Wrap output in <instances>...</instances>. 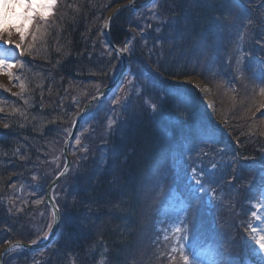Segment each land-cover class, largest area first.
Segmentation results:
<instances>
[{"label": "trees", "instance_id": "obj_1", "mask_svg": "<svg viewBox=\"0 0 264 264\" xmlns=\"http://www.w3.org/2000/svg\"><path fill=\"white\" fill-rule=\"evenodd\" d=\"M124 1L127 0H59L48 19L46 34L38 36L33 45V58L24 62L15 75L17 94L0 88V107L3 108L0 111V245L16 239L32 242L44 238L51 219L44 225L39 214L45 210L50 212L46 200L38 207L30 202L21 208L11 188L15 182L27 185L34 181L47 186L58 174L59 165H64L61 158L53 162L51 153L55 149L61 153L74 114L112 83L120 70V61H116L111 51L107 57L97 58V46L91 47V44L109 8ZM67 4L73 7H65ZM161 9L167 21L164 27L159 33L154 28L146 33L148 39L155 42L159 37L160 43L153 49L139 48L141 42L137 40L134 45V51L135 48L137 52L140 50V59L133 57L132 74L143 86L141 93L129 91L127 83L117 102L106 99L93 107L92 128L83 132L78 152L73 155L74 167L64 181L67 196L60 191V185L55 189L63 218L59 241L43 252L13 251L6 256L5 264H123L127 249L132 264H146L144 256L156 251L152 246L156 241L155 219L178 212L176 209L184 203L190 208L187 224L183 219L181 226L187 232V238L181 243L190 246L185 247V252L198 264L202 260L207 262L202 247L199 250L194 247L212 237L215 244L210 259L212 264H221L224 241L214 239L212 227H207L206 222L201 223L207 227L205 229L192 224L197 210L190 200V161L193 155L202 153L204 157L210 156L213 164L217 158L212 152L226 151L237 167L235 140L243 148L241 155L264 162V129L256 124L260 118L255 115V108L242 113L236 109L222 110L217 116L227 122L230 130L227 135L210 117L198 92L164 79L163 75H188L189 66L183 61L189 62L198 53L211 66L214 76H226V86L238 89L243 83L247 84L248 91L238 94L245 97V101L254 103L263 98L255 83L258 74L248 66L244 75L240 72L232 75V66L226 62L224 51L214 45V39L221 32H231L229 26L240 24L248 15L253 16L252 21L260 28L264 21V0H166ZM217 16L219 21L215 20ZM225 16L228 19H224ZM121 17L129 19L132 15L123 13L119 20L122 26L114 25L112 36L116 42L128 34L126 20ZM126 27L131 33L139 34L135 24L128 23ZM260 33L261 28L259 35L254 36L256 40L264 35ZM227 46L231 53L230 41ZM91 50L94 57L89 59ZM250 53L255 55L256 52ZM166 64L174 71L166 69ZM21 83L25 85L23 92L19 87ZM146 95L156 99L153 104L162 106L163 113L153 112L152 106H146L143 101ZM195 97L198 103L194 102ZM20 112L25 115L21 116ZM111 112H114L112 125L107 126L105 121ZM248 112L251 116L242 123L239 115ZM5 123L8 128L2 126ZM254 151L257 153H252ZM50 166L53 167L51 173ZM242 169L245 173L241 175L226 173L215 177L210 174L204 185L211 188L214 183L217 193L222 188L227 197L223 204L231 210L225 207L218 223L221 229L232 230L229 245L235 252L234 258H246L244 264H257L261 262V255L256 254L254 248L249 257V243L234 215L236 210L243 216L253 211L250 205L259 200L263 179L259 175L254 183H248L237 200L234 193L239 187L235 183L242 184L241 178L255 172L254 167ZM37 215L38 224L31 226ZM86 249L91 250L88 257L84 256ZM175 264L183 262L175 261Z\"/></svg>", "mask_w": 264, "mask_h": 264}, {"label": "rangeland", "instance_id": "obj_2", "mask_svg": "<svg viewBox=\"0 0 264 264\" xmlns=\"http://www.w3.org/2000/svg\"><path fill=\"white\" fill-rule=\"evenodd\" d=\"M37 2H39V0H37ZM161 4H165V1L162 0ZM156 7H157V3H154V4L149 6V11L139 12V13L136 12V14H135V15L138 14L137 17L142 18L146 22L148 27H150V29H153L154 27H159L161 29L164 27V24H165L164 21H166V19H165L166 16H164V13H162L163 10L161 8L157 9ZM7 12H8L9 19L4 23L3 27L9 28V27L15 26V28H19L21 25H23L24 30H25V34H26L24 44H23V48L15 50V58H11V56H9V58L6 60V63L11 65V67H8L4 71H0V81H2L3 83H6L8 86H11L12 85V79L9 78L7 73L11 72L13 75V72L15 71V69L19 67L21 59L25 55V54L21 55L20 53L22 50L26 49V43H27V40L29 38L30 31L32 29V23H28V22H25L22 20H17V21H20V23H18L16 21V19L13 18V16H16L17 13H23L24 12V9L19 7V6H13L10 4L7 8ZM28 15L31 16L32 13H28ZM247 24H248V21H247ZM15 28L13 30V41L14 42L19 40V33L17 31H15ZM229 29L231 32H229V31H225L224 33L221 32L220 34H218L216 36V38L214 39V45L225 44L228 41L231 42L232 37L235 34V39L236 38H237V40L240 39L242 41V43L244 44V49L242 52V56L245 59L244 61H248V62L252 63L254 61V59L256 58V56L253 54L250 55L251 54L250 52L255 53L258 51V42L254 37V36L259 35L260 28L258 27V25L257 26L255 25L254 27H252L251 30H249V32L247 31V28H239V24H237V23H234L233 25L229 26ZM263 32L264 31H261V33H263ZM0 45H3L4 50L12 49L14 47V44H12V45L6 44V43H4V41H0ZM246 45L249 48V52H248L247 56L245 53ZM189 62H188V60L183 61V64L186 63L189 66V68H188L190 71L189 74H191L189 79L198 80V81L201 80L202 83H204L207 86V88L209 89L208 94H210V96H212V100L214 101V103H213L214 113L216 112V114H218V112H221L222 110H231V109H236L237 111L240 110V113H242L244 111L247 112V110L252 111V109L255 108V109H257V111H255V115H258L260 118L259 123L256 121V124H258V125L261 124L260 125L261 128L264 129V97L260 98V100H257L254 103H249V101H245L246 98L240 97V96H238V94H242L245 91H248L247 90V87H248L247 84L243 83V85L241 87H239L238 89H231L230 87L226 86L225 81H224L226 76L225 75L214 76V72L212 71L211 66L209 64H206L205 61L201 58V56L198 53L194 54L191 57V60H189ZM165 67H166V69H169L170 72L174 71L169 64H166ZM206 67H208V68H206ZM245 73H247V69L242 70V74L244 75ZM163 77H168V76L163 75ZM174 77H177V76L175 74L170 75V79H174ZM218 85H220L223 90L220 89L218 87ZM128 86L130 88L129 91H131V89H132L134 92H136L138 94L141 93V91H142V87L137 82H135L133 79H131V83L128 82ZM123 89H125V88H123ZM123 89L116 96V102L119 98L122 97L121 93H122ZM232 90H234V91H232ZM196 91L198 92V94L203 99H205L204 98V96H205L204 92L202 94V92L198 88L196 89ZM153 99L154 98H150L149 96L146 95V97L143 99V101L146 104V106H152L154 101H156V99H154V100ZM251 106H254V107H251ZM104 109H105V112H107V109L105 107H104ZM239 116L241 117V120H243L242 121V123H243L244 121L247 120V118H249L251 116V114H250V112H248V113H244V114L239 115ZM90 118L93 119L92 116ZM109 121H111L110 116H108V120L105 121V125L108 126ZM89 127H90V125H87V126H85L84 129L86 130ZM79 138H80V140L82 139V133L80 134ZM233 142L235 145L234 154L236 155V158H237V161H236L237 167L232 164L231 155L226 151L212 152V154L217 158V161H215V163H213V164L210 163V158H209L210 156L204 157L202 153H200L199 156L193 155V157L191 158V161H190V165H191L190 174H192L190 177V181H191V188L190 189L192 191L193 196L199 195L202 191L201 185L196 184V182H195L196 179L202 178L203 181H206V179H208L210 174L215 176V177H219V176L226 174V173H234L237 175H241V174L245 173V170H243L242 167L244 169L254 167L255 172L254 173L250 172L251 176L246 174L243 178H241L242 184L240 181H239L240 183H235V186L239 187L237 190L245 191V189L248 186V183H254L256 181V177L259 175H262L261 179H263V180L261 181V183H262V186L264 188V162H257L254 160V157H251V158L248 157V159H245V156L241 155V152H243V148L239 147V142L235 141V140H233ZM263 150H264V148H263ZM71 152L73 155H74V153L78 152V147H77L76 142H75ZM252 153L255 154V153H257V151H254ZM258 153H260V152H258ZM51 154L54 156L51 158V160L53 162H55L57 158L58 159H60V158L64 159L63 153L62 152L60 153L59 149H55ZM244 160H247V161L244 162ZM60 167H61V165H59L58 168H60ZM49 169L50 170H48V171H49V173H51L53 167L50 166ZM45 170L46 169H44L43 171H45ZM57 172H58V169H57ZM50 175L51 174H49L48 176H50ZM245 182H247L246 186L243 187ZM43 185L40 186L39 183H35L34 181L31 184H27V185H25V183L22 184L19 182H15V184L11 188V190H12V194L15 196V198L16 197L19 198L20 203L22 201L24 204L29 205V203L32 202V204L34 206L38 207V206L42 205L43 201H45L44 199H45V193L47 190V186H45V183ZM198 188L201 189L199 192L196 191V189H198ZM11 190L8 192V194H10ZM237 190H235L234 195H235L236 199L238 200V198L241 196V193L237 192ZM60 191L62 192V194L64 196H67V182H63L60 184ZM224 198H227V197L225 196V194L221 188V189H219L217 197H216V200L217 199L219 201L221 200V203H222V206H220V208H219L221 210L218 209V211H225L226 206L223 204ZM261 200H264V192H263V196H262ZM37 201H39V203H37ZM199 203H200V200L197 199L196 204H199ZM228 209H229V207H228ZM259 209H260V205H259V203H257L256 211H255V212H257V215L259 214ZM176 210L178 212L172 213V214L166 213V214L161 215L158 220L155 219V223H154L153 227L155 229L156 241L154 243H152V246L156 251H155V253L153 251L152 252L150 251V254L148 256L147 255L144 256V260H145L146 264H162L163 261L164 262L165 261L170 262V257L173 255L176 256V261L183 262L179 258V252L174 254L171 252V248L178 246V243H177L178 235L176 234L175 229L177 227H180L181 214L183 215L184 220L187 221L188 220V213L185 210H182V211H180L179 209H176ZM205 214H206V212H205ZM39 215H41L42 221H43L44 218H46V216L50 215V213L48 210H45L44 212L40 211ZM39 215L36 216V220H34L31 223V226L34 224L35 225L38 224V219H39L38 216ZM234 218L236 220V223L237 224L239 223L241 228L243 227L242 232H243L244 238H246L247 243H249V249H250L249 257L253 253V249L256 248V251H254V252H256V254H261V257L263 255L262 261L264 262V252L259 251V246L255 243V239L253 238V236L251 234V229L249 228V224H250V222H252L251 225L253 227H256L258 230L262 229V228L258 227V219L253 217L252 213L250 214L249 212L245 216H243V215H241L240 212H238V210H236ZM201 223H202L201 212L196 211L194 213V218L192 219V224L194 226H197V227H204V229L207 228L206 226L201 225ZM23 226L25 227L24 223H23ZM218 227L219 226L212 227L213 232L215 233V235L218 238H220L221 236H225L228 239L232 238L233 234H232V230L230 228L225 229V230L223 229L224 231L221 234V231L218 229ZM203 231L201 233H199L200 238H202ZM182 234L183 233H181L179 235L182 236ZM261 234H264V231H262ZM165 236L168 237V240L164 239ZM207 240H213V238L208 237ZM197 243H200V242H197ZM204 244H205V242L203 243V245ZM179 246H180V244H179ZM179 246H178V248H179ZM127 252L129 253L130 250L127 249ZM127 252H126L127 255H125L123 264H132V262L130 260L131 255H130V253L128 254ZM163 254H167V255L163 256ZM234 254H235V252H232L230 248L225 247L222 251V254H221V257H222L221 264H244V262H247L246 258L242 259V258H238L236 256L234 258ZM149 256L151 258H153V261L151 260V258ZM233 258L235 259V261L233 260ZM191 261H193V260H191ZM196 264H198V263L196 262ZM248 264H249V262H248Z\"/></svg>", "mask_w": 264, "mask_h": 264}, {"label": "snow or ice", "instance_id": "obj_3", "mask_svg": "<svg viewBox=\"0 0 264 264\" xmlns=\"http://www.w3.org/2000/svg\"><path fill=\"white\" fill-rule=\"evenodd\" d=\"M166 2V0H165ZM13 5V6H19L21 8L24 9L23 13H17L16 14V19L17 20H22L28 23H36V28H35V32L32 35V43L28 45L27 49L22 50L21 51V55L25 54V51L28 54H32V48L33 45L35 44L37 37L38 36H43L46 34L47 32V28L49 27L48 25V15H46V13H52L54 14V9L57 6V0H39V2H37V0H0V41H4V43L6 44H14V47L12 49H8V50H4L3 49V45H0V71H4L5 69H7L8 67H11V65L6 63V60L9 58V56H11V58H15V50L16 49H22L23 48V44H24V40H25V30L23 25H21L19 28H15V26L9 27V28H4L3 25L4 23L9 19L8 17V12H7V8L9 5ZM65 7L67 8H72L73 5L72 4H67L65 5ZM167 7L171 8V5H167ZM79 7L76 8V11H79ZM28 13H32V15H28ZM220 17L217 16L215 17V20L219 21ZM224 19H228L227 16L224 17ZM165 23L167 21H164ZM53 23H55V21H53ZM187 23V22H186ZM209 24L212 23V21H208ZM249 24H253L254 22L252 20L248 21ZM105 26H107V21L105 22ZM15 28V31H17L19 33V40L17 41H13V30ZM260 28L261 31H264V22H262L260 24ZM157 31H160V28L157 27L156 29ZM59 51V49H58ZM122 52H127L128 51V47L125 46L123 49H121ZM240 61L237 60V64H239ZM21 66L23 67V63L21 64ZM237 71H239V69H237ZM7 75L9 76L10 79H12V73L8 72ZM261 83L264 84V78H261ZM15 86V85H14ZM21 92L24 91L25 89V85L23 83H21L19 85ZM7 90V89H6ZM205 91H207V89H205ZM259 95L261 97H264V86L259 88ZM25 104L28 103L27 100L24 101ZM152 110L153 112H156L157 110L161 111V113H163V107L162 106H157L155 104L152 105ZM0 111H3V108L0 107ZM21 116H24L25 113L24 112H20ZM112 121H109V126H111ZM4 128H8L9 125L7 123L2 125ZM21 127H23L24 125L21 124ZM81 140L79 137H76V144H80ZM85 151H87V149H84ZM245 159H248V157H245ZM215 167V166H214ZM61 175H63V173H61ZM35 178V177H34ZM196 184L197 185H201L202 181L201 179H196ZM201 189L198 188L196 189L197 192H199ZM37 203H39V201H37ZM260 206H264V200H261L258 202ZM116 207L118 208L119 205L117 204ZM58 212L59 210L57 209L55 212H53L52 216H53V221H57L58 219ZM252 216L255 217L256 219H264L260 216L257 215V212H253ZM48 228L51 229L52 228V224L48 225ZM249 228L251 229V234L253 236V238L255 239V243L259 246V250L261 252H264V234H261L262 231H264V229H257L256 227H253L251 224H249ZM176 234L178 235V239H177V243L180 244L179 248L177 247H172L171 248V252L172 253H177L179 252V258L180 260L183 261V264H196L195 261H191L189 255L185 252V245L183 243H181L182 240L187 238V232L186 229H182L181 227H177L175 229ZM182 232H184V235H179ZM48 234L45 233L44 238L47 239ZM165 240H168V237L165 236L164 237ZM36 241H32V243H35ZM10 243V242H9ZM15 247L19 248L20 245L17 244L15 245ZM90 249H86L84 256L88 257L90 255ZM105 251H107V249L105 248ZM79 255V254H77ZM176 261V256H171L170 257V264H175Z\"/></svg>", "mask_w": 264, "mask_h": 264}, {"label": "water", "instance_id": "obj_4", "mask_svg": "<svg viewBox=\"0 0 264 264\" xmlns=\"http://www.w3.org/2000/svg\"><path fill=\"white\" fill-rule=\"evenodd\" d=\"M126 7H135V6L133 5L132 2L127 3V4L118 5L107 16V20H106L107 21V26H105V35H106L107 38H109L108 30H109V26H110V23H111L112 19L116 16V14L118 12H120L123 8H126ZM119 53L122 56L123 65H122V69H121V71L119 73L118 78L116 79V81L111 86L103 89L97 96L93 97L85 105V107L82 109V111L80 112V114L78 115V117H77V119L75 121L71 136L69 137V139L65 143L64 152H65V155H66V158H67V165H66L65 169L62 172L63 175L60 174L50 184V186L47 189V194H46L48 205L53 209L54 212L58 209V207H57V205H56V203H55V201H54V199L52 197V189L62 180V178L68 173V171H69V169L71 167L72 160H71V157H70L69 146H70L71 142H73V140L75 139L76 135L78 134V131L80 129V125L82 123L83 118L85 117V115L89 111V109L96 102H98L99 100L103 99L104 97H109L110 95H112L114 93V91L122 84L125 76L128 74V71H129V68H130L128 55L123 53V52H120V51H119ZM60 228H61V217H60V211H59L58 212V219H57V221L54 222V226H53L52 232L49 235V237L43 243L38 244V245H29V244H26L25 242H22V241H15L13 243H7V244L3 245L0 248V264H3V257L5 255V253H7L9 250L15 248V245H17V244H19L20 247H23V248H37V249L45 248L46 246L51 244L53 242V240L57 237V235H58V233L60 231Z\"/></svg>", "mask_w": 264, "mask_h": 264}, {"label": "bare ground", "instance_id": "obj_5", "mask_svg": "<svg viewBox=\"0 0 264 264\" xmlns=\"http://www.w3.org/2000/svg\"><path fill=\"white\" fill-rule=\"evenodd\" d=\"M193 81H194L195 83L201 85L200 82H199L198 80H193ZM202 89L204 90V93H206V95H207V99H208L209 103H211V102H212V98H211V96L208 95V93H207V92H208V89H207L206 87H204V86H202ZM205 89H207V91H205ZM258 216L264 218V206H260ZM258 227L264 229V219H258Z\"/></svg>", "mask_w": 264, "mask_h": 264}]
</instances>
